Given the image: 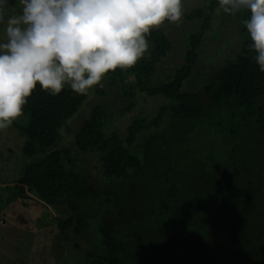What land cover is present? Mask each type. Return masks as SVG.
Returning a JSON list of instances; mask_svg holds the SVG:
<instances>
[{
  "label": "trees",
  "instance_id": "obj_1",
  "mask_svg": "<svg viewBox=\"0 0 264 264\" xmlns=\"http://www.w3.org/2000/svg\"><path fill=\"white\" fill-rule=\"evenodd\" d=\"M187 2L186 26L152 29L134 66L87 95L37 85L13 122L29 160L16 196L42 201L55 264H264V73L248 14L223 56L206 45L224 36L225 21L209 33L217 0Z\"/></svg>",
  "mask_w": 264,
  "mask_h": 264
},
{
  "label": "clouds",
  "instance_id": "obj_2",
  "mask_svg": "<svg viewBox=\"0 0 264 264\" xmlns=\"http://www.w3.org/2000/svg\"><path fill=\"white\" fill-rule=\"evenodd\" d=\"M217 2L248 14L242 22L264 73V0ZM182 16L183 0H0V130L23 115L37 85L87 95L145 56L152 29Z\"/></svg>",
  "mask_w": 264,
  "mask_h": 264
},
{
  "label": "rangeland",
  "instance_id": "obj_3",
  "mask_svg": "<svg viewBox=\"0 0 264 264\" xmlns=\"http://www.w3.org/2000/svg\"><path fill=\"white\" fill-rule=\"evenodd\" d=\"M209 3L210 0H188L184 8L185 11L190 12L197 7H206ZM236 20L240 21L238 13L235 15L224 13L223 9L218 6L213 14L209 33L213 37L221 21H225L224 36L222 33L216 34V40L221 39L222 41L214 44L215 42L209 38L206 45L220 47L218 53L224 56L228 52L224 47L228 40H231L229 42L232 44L238 43V36L235 35L237 31L234 30H239L241 27L239 23H236ZM201 22L202 19H198L195 24L200 26ZM184 25L186 26L184 22L175 24L176 29H181ZM166 28L170 30L169 27ZM177 34H181V32H177ZM214 60L216 57L209 59L210 62ZM173 67V63L168 65V68ZM92 100L95 102L98 98L93 96ZM119 103L123 105L119 99H114L112 102L111 123L124 128L128 123L129 114L117 113ZM91 104L93 103L91 102ZM151 105L153 108L149 111V115L155 110L156 103L152 102ZM142 106L147 107V104L142 102L140 107ZM67 138L73 139L72 134L67 133ZM24 141V136L13 125L0 130V206L4 208L0 207L3 210L0 216V264H55V262H61L64 255L60 254L56 243L54 244L53 237L47 233L45 227L46 208L42 201L36 196L32 199H22L16 196L17 181L24 173L27 162H29L28 157L23 152Z\"/></svg>",
  "mask_w": 264,
  "mask_h": 264
},
{
  "label": "built area",
  "instance_id": "obj_4",
  "mask_svg": "<svg viewBox=\"0 0 264 264\" xmlns=\"http://www.w3.org/2000/svg\"><path fill=\"white\" fill-rule=\"evenodd\" d=\"M2 210L0 209V216H1Z\"/></svg>",
  "mask_w": 264,
  "mask_h": 264
}]
</instances>
